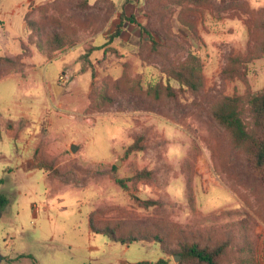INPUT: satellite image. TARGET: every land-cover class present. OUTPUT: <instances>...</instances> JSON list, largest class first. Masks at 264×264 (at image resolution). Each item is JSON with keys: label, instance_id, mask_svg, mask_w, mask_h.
<instances>
[{"label": "rangeland", "instance_id": "obj_1", "mask_svg": "<svg viewBox=\"0 0 264 264\" xmlns=\"http://www.w3.org/2000/svg\"><path fill=\"white\" fill-rule=\"evenodd\" d=\"M52 1L0 0V55L19 54L21 43L31 51L22 71L0 79V194L7 198L0 209V255L6 258L0 264L179 262L154 242L121 244L94 234L92 212L122 230L143 228L172 240L224 244L222 264H237L242 249L253 244L254 257L264 264V191L208 114L223 96L264 89V53L248 64L247 85L220 75L227 55L256 48L253 22L264 0H257L259 6L245 0L247 12L199 7L194 16L185 11L184 21L193 22L198 35L186 41L176 36L184 34L180 8L172 0H157L159 21L174 37L166 43L153 34L164 56L149 63L138 55L140 43L149 38L136 24L125 23L121 36L109 40L122 10L141 25L148 23L141 0H111L117 11L100 31L95 13L51 7L42 10L43 18L34 11ZM24 12L37 15L48 30L76 29L77 43L47 60L28 40ZM190 51L201 61L202 91L186 94L178 104L146 98L142 89L148 82L170 64L184 62ZM104 92L111 95L107 103ZM90 101L98 107L91 113ZM137 134L144 137V150L126 155ZM25 142L40 149L23 156ZM25 160L37 168L27 170ZM38 163L52 164L53 174L47 176ZM140 170L151 171L153 179L130 181ZM139 201L154 203L146 208Z\"/></svg>", "mask_w": 264, "mask_h": 264}, {"label": "trees", "instance_id": "obj_2", "mask_svg": "<svg viewBox=\"0 0 264 264\" xmlns=\"http://www.w3.org/2000/svg\"><path fill=\"white\" fill-rule=\"evenodd\" d=\"M131 0H124V4ZM143 11L148 18V23L143 26L139 23L134 15H126L122 10L118 14V19L114 27L113 33L109 40L121 36L125 23L129 22L136 24L141 34L146 35L149 41H142L138 50V55L144 62H152L153 60H160L163 55V46L157 43L153 34L165 39L166 43L171 41L174 37L169 34L159 19L157 0H141ZM174 5L180 8L178 19L184 26L182 35H176L183 41L185 37L198 38L196 25L191 22L184 21V12L188 15L195 16L199 7L218 8L221 10L240 8L242 11H249L248 4L245 0H220L215 3L214 0H172ZM192 6V7H191ZM60 10H72L74 13H95L101 21L100 25L95 28V31L103 29L108 20L115 15L117 5L111 0H97L92 5L88 0H53L44 7H38L34 11L40 13L42 10L48 8ZM194 7V8H193ZM27 12L24 16L27 29L29 32V42L44 58L50 60L54 53L66 47H73L78 40L77 30L69 27V30H48L41 23L37 15ZM43 18V12L41 15ZM31 18V19H30ZM33 18V19H32ZM254 28L257 31L256 36L259 41L256 48L247 54H229L225 58V65L221 70V77L224 80L235 81L240 80L247 85L248 64L254 59L260 58L264 53V9H262L258 16H255L253 22ZM93 28V27H92ZM21 52L15 56L6 57L0 55V79L10 74L18 73L23 70V59L31 57V51L26 44L21 43ZM87 55V54H86ZM95 72H92V78ZM172 82L177 83V87L172 85ZM117 88V87H116ZM202 65L199 56L193 52H189L188 57L184 62L178 65L170 64L168 67L161 70V74L155 82H148L142 93L155 102H167L168 104L181 103V99L186 94L197 95L202 91ZM93 90L91 91L92 96ZM102 102L107 103L111 99V95L107 93L102 94ZM97 103L90 101L87 112H94L97 110ZM210 119L222 131L227 139L232 150L239 154V159L249 170L254 182L264 191V89L258 93L252 94L249 91L244 95L223 96L215 100L208 111ZM173 119L171 116H169ZM144 137L137 134L133 137V142L126 149V155L134 152L144 150ZM37 150L40 149L38 145ZM39 164V163H38ZM40 169H43L47 176L52 170V164H39ZM115 169V166L113 167ZM49 171V172H48ZM55 173H57L55 171ZM130 181L153 179V173L147 170L137 171L134 176L129 178ZM116 183L125 188L122 180H116ZM7 202L6 196L0 194V209H2ZM144 207L148 208L153 205L152 201H139ZM98 212H92L89 215V226L94 234H107L112 242L121 244H131L134 242H154L171 256H179L180 260L177 264H222L225 255L226 246L224 244L210 245L188 238L170 239L159 231H148L143 228L133 230H122L117 223L110 221H101L98 218ZM18 257H26L21 254ZM136 264H167V260L160 259L154 263L139 262ZM237 264H259L254 257V245H246L240 252Z\"/></svg>", "mask_w": 264, "mask_h": 264}, {"label": "crops", "instance_id": "obj_3", "mask_svg": "<svg viewBox=\"0 0 264 264\" xmlns=\"http://www.w3.org/2000/svg\"><path fill=\"white\" fill-rule=\"evenodd\" d=\"M247 1L250 2L251 4L253 3V4L256 5V6H259V5H260V4L257 2V0H247ZM27 3H28V2H27ZM25 12H26V11H25ZM25 12H24V14H25ZM24 14H23V18H24ZM23 28H24V26H23ZM30 58H31V57L26 58V59L24 60V63L27 64V61L29 62V61L31 60ZM37 144H38V143L32 145V143L25 142L24 145L22 146V154H23V156L26 155V154H28V152L31 151V150H32V152H34L35 149H36V147H37ZM32 161H33V160H31V163H32V164L30 163V166H29V164L27 163V160H25V168H26L27 170H31V169L37 168V167L35 166V163H33ZM100 192H101L102 194L104 193L103 188L100 189ZM0 258H2L3 260H4V259L6 260L5 256L0 255ZM9 260H12V259H9Z\"/></svg>", "mask_w": 264, "mask_h": 264}, {"label": "water", "instance_id": "obj_4", "mask_svg": "<svg viewBox=\"0 0 264 264\" xmlns=\"http://www.w3.org/2000/svg\"><path fill=\"white\" fill-rule=\"evenodd\" d=\"M77 150H78V148H77L76 146H74V145H72L71 148H70V151H71L72 153H75ZM177 257H178V256H175V257H174V261H175V262H177V260H178Z\"/></svg>", "mask_w": 264, "mask_h": 264}, {"label": "built area", "instance_id": "obj_5", "mask_svg": "<svg viewBox=\"0 0 264 264\" xmlns=\"http://www.w3.org/2000/svg\"><path fill=\"white\" fill-rule=\"evenodd\" d=\"M63 77L61 76L60 79H62ZM35 210L37 211V208H35Z\"/></svg>", "mask_w": 264, "mask_h": 264}]
</instances>
